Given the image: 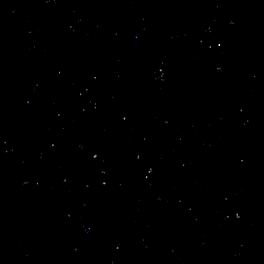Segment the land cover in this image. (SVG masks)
Here are the masks:
<instances>
[{
    "label": "water",
    "instance_id": "95a60500",
    "mask_svg": "<svg viewBox=\"0 0 264 264\" xmlns=\"http://www.w3.org/2000/svg\"><path fill=\"white\" fill-rule=\"evenodd\" d=\"M0 264H264V0H0Z\"/></svg>",
    "mask_w": 264,
    "mask_h": 264
}]
</instances>
